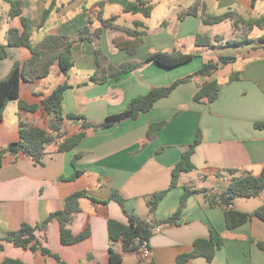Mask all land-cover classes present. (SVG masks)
<instances>
[{"label": "crops", "instance_id": "crops-1", "mask_svg": "<svg viewBox=\"0 0 264 264\" xmlns=\"http://www.w3.org/2000/svg\"><path fill=\"white\" fill-rule=\"evenodd\" d=\"M14 1L0 0V45L8 52L7 57L0 59V78L10 73L16 61L25 63L32 57L28 47L8 46L11 28L24 31L21 17L9 14ZM21 1L32 43L39 44L51 34L77 40L73 46L75 65L65 74L55 63L45 78L22 79L19 99L9 101L0 120V149L20 139L21 123L51 131L43 101L60 84L69 85L64 92V114H84L87 122L98 124L108 115L123 111L133 98L194 73L208 60H218L221 55L238 58L211 77L198 76L180 84L138 118L105 128H88L78 145L59 151L60 144L79 132L85 121L65 120L63 136L47 146L41 163L24 153L6 154L0 166V238L20 229L23 223L41 225L52 212L65 207L69 195L86 191L88 196L80 199L81 208L69 228L78 235L89 227V237L64 244L58 220L37 231L42 244L65 264H175L178 255L190 252L196 239L210 238L212 230L216 237L224 238L213 261L194 257L188 264H264V220L253 214L264 209V195L257 200H235L232 208L253 214L235 228H228L224 206L211 205L204 192L191 195L179 225L154 230L148 243L151 250L148 257L140 251L130 252L113 263L108 232L110 218L129 222L123 207L111 198L114 190H119L125 198L128 213L149 218L146 197L168 189L154 215L162 220L178 210L186 186L222 193L233 178L245 172L261 173L264 127H257L256 123L264 121V47L253 49L249 44L244 50L222 43L233 36L232 20L209 25L204 23L201 13L203 7L211 15L233 11L236 18L249 20L264 15V0H256L254 4L252 0H146L152 5L149 17L141 12L125 11L136 0ZM52 3L54 8L43 22L45 10ZM196 3L199 4L197 15L180 17L181 12ZM99 16L105 20L114 16L117 19L114 26L103 27ZM87 26L92 30L103 27L100 37L93 41L78 40L79 31ZM127 30L141 34L131 35ZM198 35L224 39L213 48L197 47ZM152 51L200 52L202 61L192 72L173 74L179 65L168 68L148 61ZM125 62L141 65L119 78L92 80L103 69L119 67ZM233 74H238V79L231 81ZM213 79L221 83L218 97L210 102L196 101L194 96L201 85ZM19 100L38 108L21 110ZM158 122L163 125L149 138L150 125ZM199 134L201 142L192 156L196 168L183 172L177 185L170 188L174 166ZM76 170L81 173L71 178ZM6 258L27 264H59L55 256L11 242H4L0 263Z\"/></svg>", "mask_w": 264, "mask_h": 264}, {"label": "trees", "instance_id": "trees-1", "mask_svg": "<svg viewBox=\"0 0 264 264\" xmlns=\"http://www.w3.org/2000/svg\"><path fill=\"white\" fill-rule=\"evenodd\" d=\"M255 2L256 0H252L253 4ZM53 8L54 3H52L50 7L45 10L43 22L46 21ZM125 11L141 12L146 17H149L151 16L152 5L146 0H136L135 2H130L126 6ZM198 13L199 4L196 3L188 10L181 12L180 17L187 14L197 15ZM9 14L12 17H21L24 25V31L20 32L16 28H11L9 31L8 46L28 47L32 52V57L25 63L16 61L10 73L4 78H0V120L3 118V113L9 101L12 99H19L20 84L22 79L35 80L45 78L50 74L52 66L55 63H58L59 69L65 74H68L75 65L73 58V46L77 40H72L59 34H51L46 36L39 44L34 45L31 41V30L28 21L22 16L21 0L12 2ZM201 16L205 24L212 25L231 19L234 27H242L245 29L246 32L243 33V36L238 38H228L226 41L222 42L228 46L241 47L252 44L253 47H264V33L258 38H252L248 34L255 27L264 30V15L247 20L243 17L236 18V13L233 11H228L220 15H211L207 13L205 7H203ZM99 18L103 27L114 26L113 21L117 19L116 16L106 20L101 16H99ZM136 25L143 24L141 22H136ZM103 27L93 30L88 26L82 28L79 31L78 40L93 41L95 38H99ZM127 31L131 35L138 36L141 34L136 30ZM223 39L224 38H221L220 36H216V38L213 39L207 35H198L195 38V44L197 47L213 48L219 40L223 41ZM96 53L98 55L99 51L97 50ZM199 53L200 52L184 53L181 51H152L148 54L147 60L154 61L161 66L171 68L191 61L197 56H201ZM7 56L8 52L6 51L5 46L0 45V59ZM237 58V56L221 55L218 60H208L204 62L194 73L179 78L170 85L153 87L148 93L133 98L123 111L108 115L103 122L98 124L87 122L84 114H64V92L69 85L68 83L60 84L43 101L44 109L50 116L51 131L49 132L48 130L39 127H28L21 123L20 139L12 142L6 148L0 149V166H2L4 157L8 153L13 155L24 153L32 158L36 163H41L47 146L58 137L63 136V125L65 120L75 121L84 119L85 121L83 122L79 132L66 138L60 144L59 151L71 150L78 145L81 139L86 135L88 128H105L127 119L138 118L142 113L150 111L159 99L170 95L180 84L193 80L198 76L211 77L222 66L236 61ZM140 65L141 63L138 62H125L119 67L109 66L101 72L93 75L92 80L95 82H103L111 76L119 78L123 74L135 70ZM235 79H238V74H233L230 78L231 81ZM220 88L221 83H219L218 80L213 79L206 81L201 85L194 98L196 101H214L218 97ZM19 108L26 111H35L38 107L35 105H29L23 100H19ZM162 125L163 122L151 124L147 133L148 137L151 138ZM256 125L257 127H264V121L257 122ZM200 142L201 137L199 134L197 139L183 152L181 160L172 170L170 188L177 185L179 177L183 172H190L196 168L192 161V156ZM77 157L78 155L74 157L72 161L73 164H75ZM80 173V171L76 170L71 175V178L77 177ZM167 190L168 189L157 191L146 197L151 213L149 218H142L128 213L125 208V198L120 191L114 190L112 192L111 198L116 200L123 207L129 220L128 223L112 218L108 220L110 253L113 263L122 260L127 253L140 251V244L145 242L149 243L153 232L157 227L179 225L182 211L186 205L187 199L191 195L198 192L206 193L211 205H222L225 207V218L228 228H235L244 224L253 214L264 220V209H259L253 214H250L248 212L229 207V205L233 204L237 198H250L263 195L264 166L259 175L245 172L242 176L233 178L228 189L222 193L213 192L206 188L193 189L191 186H186L178 210L170 217L159 220L156 219L154 215L160 200L166 194ZM87 196L88 194L86 191H77L66 198L65 207L63 209L52 212L41 225L32 226L28 223H23L20 229L10 231L8 234L0 238V253L4 249V242H11L16 246L31 249L35 252L40 251L44 255L55 256L59 260V264H65L57 254H54L49 248L42 244L37 236V231L45 229L51 221L58 220L61 227V240L64 244H73L89 237L91 233L89 227L78 235H74L69 228V224L74 220L76 213L79 212L81 208L80 199ZM223 244L224 238L221 235L216 237L214 231L212 230L210 238L196 239L193 244V249L190 252L178 255L175 264H188V262L194 257H204L207 261L211 262L213 261L217 250L220 249ZM0 264L27 263L18 259L6 258ZM81 264L86 263L83 262Z\"/></svg>", "mask_w": 264, "mask_h": 264}, {"label": "rangeland", "instance_id": "rangeland-1", "mask_svg": "<svg viewBox=\"0 0 264 264\" xmlns=\"http://www.w3.org/2000/svg\"><path fill=\"white\" fill-rule=\"evenodd\" d=\"M215 28V27H213ZM246 32L244 28L242 27H234L233 26V36L231 38H238V37H241L243 36V33ZM252 38H256V37H259L261 34H262V30L258 27H255L254 28V32L253 30L250 31V33H248ZM243 47L244 50H246L247 48L245 46H241ZM258 48H261V47H253V49H258ZM247 52V51H246ZM189 53H196V52H189ZM200 54V53H199ZM202 61V56H197L195 57L193 60L191 61H188L186 63H183L181 65H179L178 67H176L175 69H173V74H176V73H180V74H184V73H187V72H192L193 69L195 68V66L199 65L200 62ZM169 71V70H168ZM195 79V78H194ZM260 196H256V197H250L252 200H257L255 198H258ZM237 199H240V198H237ZM236 199V200H237ZM241 199H249V198H241ZM260 200V199H258Z\"/></svg>", "mask_w": 264, "mask_h": 264}, {"label": "built area", "instance_id": "built-area-1", "mask_svg": "<svg viewBox=\"0 0 264 264\" xmlns=\"http://www.w3.org/2000/svg\"><path fill=\"white\" fill-rule=\"evenodd\" d=\"M262 194L264 195V190H263ZM229 207H232V204H230ZM156 229L159 230L160 228L157 227ZM140 252L146 257H148L150 255L151 250H150L147 242L140 244Z\"/></svg>", "mask_w": 264, "mask_h": 264}]
</instances>
